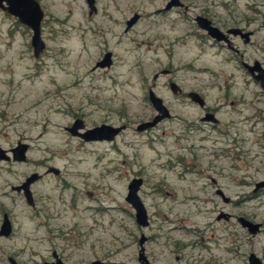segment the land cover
Listing matches in <instances>:
<instances>
[{
  "label": "rangeland",
  "instance_id": "374dc122",
  "mask_svg": "<svg viewBox=\"0 0 264 264\" xmlns=\"http://www.w3.org/2000/svg\"><path fill=\"white\" fill-rule=\"evenodd\" d=\"M38 1L46 45L37 57L31 29L0 8V146L29 143L25 160L0 161V224L7 213L12 225L9 235H0V264H14L10 257L15 264H43L53 259L54 250L65 264H141V233L148 237L144 247L152 264H248L251 249L264 264V235L238 238L231 232L241 230L229 222L221 229L208 210L206 199L213 191L203 184L208 179L186 169L192 144L199 165L208 164L214 130L203 126L191 139H180L174 117L136 130L155 112L147 98L149 86L177 114L181 104L169 79L185 88L202 85L211 100L221 93L207 82L211 71H233L238 76L233 90L242 99L232 114L227 106L220 117L242 119L246 163L230 170L225 191L238 203L227 206L264 223V192L251 195L254 181L264 179L259 83L243 68L218 64L208 46L201 51L197 40H183L189 23L176 8H163L167 0H95L91 12L86 0ZM183 1L192 13L228 8L247 13L257 4L264 19V0ZM134 13L135 23L125 30ZM259 37L264 56V24ZM107 51L111 63L95 65ZM190 111L200 114L196 108ZM77 116L86 126H128L112 140L85 141L65 129ZM223 159L232 162L231 156ZM49 166L59 173L47 171ZM33 171L41 176L30 184V205L12 186ZM134 176L143 178L138 193L148 213L145 226L136 222L125 200Z\"/></svg>",
  "mask_w": 264,
  "mask_h": 264
},
{
  "label": "flooded vegetation",
  "instance_id": "af4514ba",
  "mask_svg": "<svg viewBox=\"0 0 264 264\" xmlns=\"http://www.w3.org/2000/svg\"><path fill=\"white\" fill-rule=\"evenodd\" d=\"M180 2L181 4L173 5L170 8H165V4H164L163 8L165 9L176 8L178 12H181L182 19L189 23V28H187V31L183 35V40H187L188 38H193L195 41L197 40V43L200 42L199 45L201 51L204 50V48L201 49V46L203 45H206L208 46V48H211V55L215 57V59L218 61V64H220L221 66L230 65L235 68H243L252 77L253 75L251 71L248 69V66L253 65L255 61H259L260 65L263 66L264 68V56L261 55L262 39L259 37V33L264 24V19L262 20V11L260 7L257 6V4H254L252 9L250 8V11H248L247 13L237 11L232 8L225 9V11L223 12L208 10V11L192 13L189 10L190 4L185 3L183 0H180ZM187 12H190L192 14L187 15ZM134 14H132V16ZM197 15H203L207 17V19L210 22V25L217 27L219 29L220 31L219 37H217L216 35H212L208 33L207 30L201 28L198 25V21L196 18ZM129 18H127L126 21ZM131 26H129L128 28H130ZM128 28L126 22L125 30H127ZM248 46H252L250 52L248 51ZM161 72L166 73V72H171V70L164 69L161 70ZM156 76L157 73L154 74V77ZM208 77H210V79L207 80V82L212 83L213 85L221 89L220 95L214 97L211 100H209L206 97L205 93H203L204 86L192 85L189 88H185L183 84L176 83L174 80L169 79L168 82L169 87L173 90V92L175 93L176 97L179 100V103L181 104L180 113L172 114L169 108L167 107V105L164 103L162 97H160L151 86L147 88V98L150 101L153 108L154 106L148 95L149 90L150 89L153 90L155 94H157L162 99V102L167 108L169 114L161 118L159 121H161L164 118L174 117L176 121L179 122L176 128L179 131L178 137L180 139H185V140L191 139L193 137L192 136L193 132L197 131L200 128H203V126H207L208 128L214 130L217 136L211 138L213 142L212 144L213 148L211 149V151L213 154L208 164L205 165V167H201L199 165L198 163L199 154L197 151H194L195 144H192L190 149L191 152L190 163L188 166H186V169L189 168L192 172H195L196 174H205V177L208 179L207 182H203L205 187L209 185V187L213 188V191L211 192L210 196L207 197L206 199V201H208L207 204V206L209 207L208 210L209 212L213 213L215 219L218 222L221 221V224H219L221 229L226 230V228H228L229 225L225 226L224 224L229 222L230 224L234 225V227L236 226L241 230V232L240 231L231 232L235 234L238 238L240 236H246V234L249 236V238L252 239L254 237L259 238L261 234L264 235V223L260 220H257L254 214H250L246 212L235 213L232 210H229L228 208H230V206L227 205L229 204L235 205L238 203V200L231 198L225 191V189L228 186V178L230 179L232 173L230 172V170L243 168L246 163L244 159L245 151L242 149L245 140L240 133L241 126L239 125L242 119H238V120L228 119L222 121L220 117V112L223 110L224 107L229 106L232 110L230 113L232 114L233 110H236V106L241 102L242 95L233 90V88L236 87L235 83L238 81L237 80L238 76L231 70L226 71L220 68L219 70H215V71L212 70L211 74ZM189 78H192L194 80L193 76H189ZM253 79L255 80L254 77ZM193 92L199 95L198 100L192 97ZM190 108H196L197 110H199L198 112H200V114L197 115L194 113H190L192 112L190 111ZM154 110L155 112L146 120H150L154 117V115L157 113L155 108ZM238 111H240V109H238ZM75 118L73 119V121L75 120ZM73 121L71 122V124L73 123ZM83 123H84L83 128L90 127L85 125L84 119H83ZM120 124H125V128L128 126L125 122H122ZM70 125H66V126H70ZM83 128H79V130H82ZM81 139L84 140L83 138ZM89 141H93V140H89ZM223 156H229V157L231 156L232 162L229 163V160L228 161L224 160ZM179 161H181V163L183 162L182 157H179ZM240 161L242 162L239 163ZM256 182L257 181H254V185L252 188L251 195L253 196L261 195L264 192V186L255 189ZM215 196H217L218 198H215ZM30 205H34V198H33V204ZM231 207H236V206H231ZM239 216H243L245 219H248L254 223H258V226L256 227L253 226L249 228L247 225H244L241 222ZM147 238L148 237L146 236V238L143 241V246ZM179 249H181V247H179ZM225 249L228 251L230 250L229 248H225ZM144 252H145V247H144ZM252 252L256 254V252L251 249L247 254V259L249 254ZM146 257L147 260L149 261V264H152L147 254Z\"/></svg>",
  "mask_w": 264,
  "mask_h": 264
},
{
  "label": "water",
  "instance_id": "95a60500",
  "mask_svg": "<svg viewBox=\"0 0 264 264\" xmlns=\"http://www.w3.org/2000/svg\"><path fill=\"white\" fill-rule=\"evenodd\" d=\"M89 6V12L96 9L94 0H86ZM181 4L180 0H168L165 4V8H170L173 5ZM0 8L7 13L15 16L21 23L28 26L31 31L30 43L32 45V50L34 56H38L40 52L45 48V41L41 36V22L44 18V11L38 0H0ZM137 18L135 13L131 16L127 22V28L131 26ZM198 25L207 30L208 33L216 35L219 37L220 31L217 27L211 26L207 17L203 15H197ZM111 62V52H105L102 59L98 60L95 65H109ZM255 80L260 84L262 91L264 92V68L260 65L259 61H255L253 65L248 66ZM173 84V83H171ZM149 98L156 109L157 113L150 120L141 121L136 125L137 130H144L148 127L155 125L161 118L169 114L167 108L162 102V99L155 94L153 90H149ZM194 99H199V95L195 92L192 93ZM83 119L80 117L75 118L70 126H65L72 135L79 136L86 141L89 140H112L117 136L122 129L125 128V124H110L102 122L87 128H83ZM79 128H83L79 130ZM29 147V143L25 141L18 140L16 144L9 149H5L0 146V161L1 160H18L23 161L26 159V151ZM47 171H51L55 174L58 173L59 169L54 166H49ZM41 174L37 171H33L28 174L22 182L13 185L12 188L17 191H22L26 201L29 204H33L32 192L30 189V184L38 179ZM143 178L141 176H134L130 179L127 184V192L125 195V200L130 203L134 209L135 220L138 224L145 226L148 224V213L146 207L139 196L138 190L142 184ZM264 186V179L259 180L255 183V189ZM239 219L244 225L249 228L258 226V223H254L243 216H239ZM12 230L11 221L7 213H3V219L0 224V235L7 236ZM146 236L141 233L139 237V249H138V260L141 264H149L146 254L144 252L143 241ZM52 260H45L43 264H65L58 253L54 250L52 251ZM11 261L15 264L14 260L10 257ZM99 260H92L84 264H99ZM248 264H262L261 259L255 253H250L248 256Z\"/></svg>",
  "mask_w": 264,
  "mask_h": 264
}]
</instances>
